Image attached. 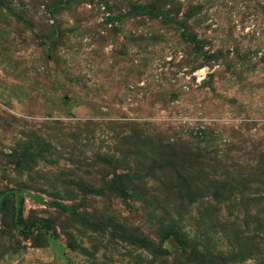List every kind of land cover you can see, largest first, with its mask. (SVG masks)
Masks as SVG:
<instances>
[{
  "label": "rangeland",
  "instance_id": "obj_1",
  "mask_svg": "<svg viewBox=\"0 0 264 264\" xmlns=\"http://www.w3.org/2000/svg\"><path fill=\"white\" fill-rule=\"evenodd\" d=\"M0 198V264H264V0H0Z\"/></svg>",
  "mask_w": 264,
  "mask_h": 264
},
{
  "label": "trees",
  "instance_id": "obj_2",
  "mask_svg": "<svg viewBox=\"0 0 264 264\" xmlns=\"http://www.w3.org/2000/svg\"><path fill=\"white\" fill-rule=\"evenodd\" d=\"M18 192H20V190ZM0 200H1V198H0Z\"/></svg>",
  "mask_w": 264,
  "mask_h": 264
}]
</instances>
